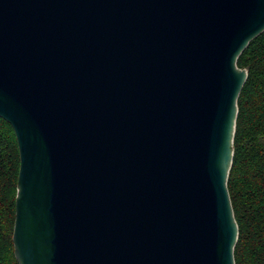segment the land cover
<instances>
[{"label":"water","instance_id":"obj_1","mask_svg":"<svg viewBox=\"0 0 264 264\" xmlns=\"http://www.w3.org/2000/svg\"><path fill=\"white\" fill-rule=\"evenodd\" d=\"M264 0H0L18 264H235L237 60Z\"/></svg>","mask_w":264,"mask_h":264},{"label":"trees","instance_id":"obj_2","mask_svg":"<svg viewBox=\"0 0 264 264\" xmlns=\"http://www.w3.org/2000/svg\"><path fill=\"white\" fill-rule=\"evenodd\" d=\"M247 70L238 98L228 192L238 226L235 264H264V32L237 60ZM19 152L11 126L0 118V264H18L12 234Z\"/></svg>","mask_w":264,"mask_h":264}]
</instances>
